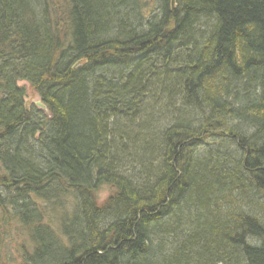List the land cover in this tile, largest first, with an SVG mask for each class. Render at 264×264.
Returning a JSON list of instances; mask_svg holds the SVG:
<instances>
[{"label":"trees","instance_id":"trees-1","mask_svg":"<svg viewBox=\"0 0 264 264\" xmlns=\"http://www.w3.org/2000/svg\"><path fill=\"white\" fill-rule=\"evenodd\" d=\"M12 228L19 264H264V0H0V264Z\"/></svg>","mask_w":264,"mask_h":264},{"label":"rangeland","instance_id":"rangeland-1","mask_svg":"<svg viewBox=\"0 0 264 264\" xmlns=\"http://www.w3.org/2000/svg\"><path fill=\"white\" fill-rule=\"evenodd\" d=\"M17 84L19 86L24 87L25 89V97L24 102L27 107L34 105L38 109H41L45 112V108H42L38 105H36V102H40V99L38 95L34 92V90L28 85L25 81H18ZM112 187L110 185L103 184L100 186L98 190V197L102 201L104 200L109 193L111 192ZM12 232L9 237L8 241L6 242V246H3V248H6V254L7 256V263L8 264H19L21 263V254H19V244L21 243V240L23 241L24 238H19L17 235H15L14 229L12 228ZM5 250V249H3Z\"/></svg>","mask_w":264,"mask_h":264},{"label":"water","instance_id":"water-1","mask_svg":"<svg viewBox=\"0 0 264 264\" xmlns=\"http://www.w3.org/2000/svg\"><path fill=\"white\" fill-rule=\"evenodd\" d=\"M170 4H171V7H173L174 6V0H170ZM36 104L40 107H44L40 102H37Z\"/></svg>","mask_w":264,"mask_h":264}]
</instances>
